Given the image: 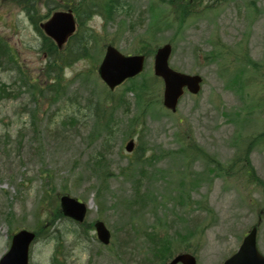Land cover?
Returning <instances> with one entry per match:
<instances>
[{
  "label": "rangeland",
  "instance_id": "1",
  "mask_svg": "<svg viewBox=\"0 0 264 264\" xmlns=\"http://www.w3.org/2000/svg\"><path fill=\"white\" fill-rule=\"evenodd\" d=\"M16 1L0 0V38L12 47L6 53L0 46V88L12 94L0 97V260L11 246L12 234L26 229L39 234L31 246L30 264H52L54 258L56 264H162L152 261L144 246L145 231H155L178 238L174 253L192 252L198 264H222L260 219L258 246L264 254V187L251 181L245 169L255 168L264 183V140L259 139L264 132V0H216L206 13L204 1L194 5L198 13L182 26L164 20L171 12L161 1L128 0V13L86 22L96 40L89 44L88 56L60 69L59 94L50 92L54 73L47 68L43 74L50 61L42 37ZM59 1L44 5L41 14L53 13ZM146 41L153 53L171 42V66L204 77L201 93H186L176 113L162 105L163 83L154 75V54L147 55L144 71L151 81L144 94L150 103L145 106L125 89L127 85L113 91V100L99 77L108 44L134 55ZM12 54L26 75L51 89L39 102L32 98L34 88L22 85L17 65L9 58ZM99 102L106 107L117 104L112 119L107 114L111 131L94 116ZM97 129L99 135L92 136ZM187 135L192 146L183 141ZM256 137L259 143L251 147ZM130 138L146 149L145 171L148 177L151 172L157 175L149 185L158 195L154 203L132 210L118 205L134 191L119 173L137 158V152L125 150ZM178 152L189 159L181 153L178 157ZM105 157L112 174L103 188L106 208L101 210L96 196L101 180L95 171ZM246 158L252 165L244 164ZM216 162L226 166L220 167L225 170L221 174L215 173ZM177 171L195 173L193 179L203 176L190 201L206 198L214 217L196 204L179 205L168 198L177 193ZM64 194L93 203L87 222L106 223L113 234L111 248L102 246L88 225L50 212L60 207ZM185 210L189 214L184 215ZM9 211L14 224L6 216ZM53 224L66 232L64 257L55 254L57 238L49 232ZM73 228L76 234L69 231ZM162 257L163 264L170 259Z\"/></svg>",
  "mask_w": 264,
  "mask_h": 264
},
{
  "label": "trees",
  "instance_id": "2",
  "mask_svg": "<svg viewBox=\"0 0 264 264\" xmlns=\"http://www.w3.org/2000/svg\"><path fill=\"white\" fill-rule=\"evenodd\" d=\"M55 1V0H54ZM156 1V0H154ZM161 1V7L163 5H167L169 11L171 12V15L174 20H171V15L167 16L164 20H168V22L171 24H178L179 26H182L188 18L193 16V11L192 7L193 5H198L204 2L205 0H158ZM19 3L24 7V9L27 11V13L31 16V20L34 22L36 25L37 29L41 32V34L44 37V51L48 54L49 56V65H48V73L51 75L52 72L54 73V79L58 81L55 85H52L51 88L54 89V94H59V88L60 82L63 80V76L60 75V69L63 67V65L69 66L73 64L77 59L83 58L88 56L91 51H90V46L89 44L91 41L96 40V34L94 30H92L90 27L86 25L87 21L92 20L95 15H99L105 20H110L113 19L114 17L116 18L117 15L120 13H128L127 11V5H128V0H60L58 2V6H64V7H72L74 11L77 13L79 19H80V27L78 32L72 37L71 41L67 45V47L64 50H59L57 45L47 37L42 30L39 27V23L45 18L41 14V10L44 5L47 7L52 3V0H19ZM56 3V2H55ZM153 10V6H151V11ZM40 15V16H38ZM160 18V16L158 15ZM85 21V23H84ZM167 22V21H164ZM168 24V25H170ZM150 43L146 41L145 46H141L140 51L152 53L153 48L147 50L146 47L149 46ZM9 50V49H8ZM7 50V52H8ZM10 51V50H9ZM15 60V58H14ZM249 64H252L254 67H256V63H254L252 60L248 59ZM62 65V66H60ZM51 69V73H50ZM151 87V81L144 76L143 79L141 80H133L131 83L127 85L125 88L127 91H133L136 95L137 102L140 104V106H145L148 103H150V99H148L144 96L146 93L147 89ZM3 91L0 94L1 96H10L9 93H7L3 88H1ZM41 96L44 95V91H38ZM4 93V94H3ZM12 95V94H11ZM38 99V98H37ZM115 107L117 104H113ZM96 114L97 118H99V125L102 126V124L108 125L105 123L108 121L107 114L110 113L111 119H112V114L116 111L115 108L110 107L106 110H99L96 108ZM140 116V115H139ZM141 117V116H140ZM134 123V121H133ZM101 130L94 131L92 133V136L99 135ZM91 136V137H92ZM192 137L187 135L184 138V142L186 140V144L189 146H192L190 144V139ZM264 140V132L259 134V139ZM257 138H254L253 141L250 143V145H253V143L256 141ZM141 152L140 154L136 155L135 161L128 165L127 167L121 168L120 169V175L123 176V178L127 181L132 183L134 187L133 194L127 198V197H122V199L119 201L118 205H123L125 208L132 210L134 206L141 205V207L154 203V200L158 199V195L156 194L155 190L152 189V186L149 184L153 181V177L156 178L157 175L155 173H150L149 177L147 172L145 171L146 163H147V158L144 157V152L146 149L144 148V145L141 144ZM197 150V149H196ZM180 153L184 155L183 158L189 159L183 152H178V157H180ZM206 160H210V157L203 154L202 155ZM103 160V159H102ZM247 161L250 162L249 158H246ZM104 163L103 161H98L97 166H96V171L99 173V178L101 182V187L97 191V202L99 204V208L101 210H104L106 208L105 200H104V195H103V188L108 184V178L112 174L111 172H108V163L109 161L104 158ZM141 161L143 162V166L140 165L138 162ZM192 160H189L188 163L191 164ZM211 162V161H209ZM149 163V162H148ZM216 167L215 173L221 174L220 172H224L225 170H222L220 167L224 168V165H221L219 163H214ZM139 165V167H137ZM250 165V164H249ZM142 166V167H141ZM247 168L249 169L248 171H252L254 174L253 168L250 169L248 166ZM100 171V172H98ZM178 172V171H177ZM165 176H168L169 174L164 173ZM192 173H186V174H181V172H178L177 175V180L174 184H176V192L173 196L169 194L168 198H171L174 203L179 204V205H197V209L203 211V212H208L209 215L214 217L213 210L209 208L208 202L206 198L203 200H199L198 202L192 203L190 200L193 197V191L197 189L196 187H199L200 184L203 182V176H198L193 179ZM164 176V177H165ZM193 179V180H192ZM253 179V180H252ZM259 180V181H258ZM251 181L255 182L258 181L259 185L264 187L263 181L259 178H257L255 175L251 176ZM193 184V186H192ZM192 187L194 189H192ZM174 190V189H173ZM188 210V209H187ZM185 210L184 215L189 214ZM51 213H56L55 215L61 216L60 210L53 211L51 210ZM10 214H13L12 212L8 214L10 221L13 219V216ZM16 216V215H15ZM70 232L76 234L77 231L75 229L69 230ZM145 240L147 239V242L144 241V246H146V250L148 254L152 257V261H157L163 264V257L160 258L162 255H166V257H171L174 254V250H176V247L179 246L178 244V238L175 236H169L168 234L166 235H161V233L158 232H148L145 231ZM82 236L79 235V238ZM58 237V242L63 245V242H65L63 239V236H56ZM149 237V239H148ZM185 250L188 249L187 246L183 247ZM64 249V247H63ZM59 253L61 251V247L58 249Z\"/></svg>",
  "mask_w": 264,
  "mask_h": 264
},
{
  "label": "water",
  "instance_id": "3",
  "mask_svg": "<svg viewBox=\"0 0 264 264\" xmlns=\"http://www.w3.org/2000/svg\"><path fill=\"white\" fill-rule=\"evenodd\" d=\"M46 33L53 38L61 48L68 38L76 31V20L72 10L56 12L53 17L42 24ZM172 54V45L166 44L157 50L154 62L155 75L161 77L165 83L163 104L166 108L176 112L185 88L197 94L201 90L202 77L178 72L170 67L169 59ZM146 56L124 55L115 46L109 45L106 55L99 67V74L107 86L114 90L128 79L138 76L145 65ZM135 148L133 140L128 142L126 149L132 152ZM62 207L66 215L82 222L86 217L87 206L78 199L69 195L61 198ZM100 240L108 244L110 232L103 222L97 224ZM257 227H254L245 237L239 250L223 264H264V255L257 247ZM35 234L22 230L14 236L10 251L4 256L0 264H28L29 247ZM196 264L195 258L190 254H179L169 264Z\"/></svg>",
  "mask_w": 264,
  "mask_h": 264
},
{
  "label": "bare ground",
  "instance_id": "4",
  "mask_svg": "<svg viewBox=\"0 0 264 264\" xmlns=\"http://www.w3.org/2000/svg\"><path fill=\"white\" fill-rule=\"evenodd\" d=\"M89 204V207H92L91 205L93 204L92 202L88 203Z\"/></svg>",
  "mask_w": 264,
  "mask_h": 264
}]
</instances>
